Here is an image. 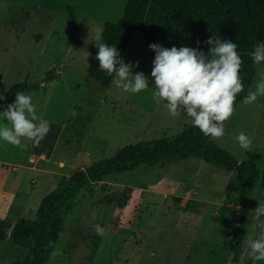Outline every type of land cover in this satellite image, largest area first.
<instances>
[{
    "label": "rangeland",
    "instance_id": "1",
    "mask_svg": "<svg viewBox=\"0 0 264 264\" xmlns=\"http://www.w3.org/2000/svg\"><path fill=\"white\" fill-rule=\"evenodd\" d=\"M125 3L0 0V92L5 100L15 83H38L25 93L32 95L37 114L50 122L38 145L23 139L27 147L22 149L0 141V219L14 223L33 218L40 199L63 177L113 156L126 144L171 138L191 123L183 113L170 115L153 98L154 50L138 30L123 58L125 63L139 61L133 70L149 76L147 90L128 93L116 87L113 78L103 86L87 76L89 56L96 47L91 40L95 28L107 21L119 22ZM156 43L199 47L205 53L210 48L165 37ZM262 67L256 64L247 92L255 89ZM224 123L225 135L212 138L213 142L236 159L254 160L262 169L264 96L252 104L239 101ZM0 125L9 126L6 120ZM241 131L252 138L250 150L241 149L235 140ZM238 195L233 171L196 157L141 164L87 185L65 205L63 231L48 264H228ZM257 199L264 201L260 184L249 198L251 215ZM262 232L258 222L249 218L246 239ZM25 253L9 240L0 242V264H20ZM248 259L243 248L238 264H247Z\"/></svg>",
    "mask_w": 264,
    "mask_h": 264
},
{
    "label": "trees",
    "instance_id": "2",
    "mask_svg": "<svg viewBox=\"0 0 264 264\" xmlns=\"http://www.w3.org/2000/svg\"><path fill=\"white\" fill-rule=\"evenodd\" d=\"M140 31L147 45L160 37L204 43L209 37L232 39L242 58L240 75L244 89L237 94L236 104L246 95L255 73L256 63L248 53L253 45L264 40V0H126L119 22L107 21L102 26L103 37L116 44L121 56L134 31ZM95 47L89 56L87 76L103 86L112 80L99 69ZM38 83L19 82L8 93L36 89ZM196 157L207 163L233 171L239 186L238 220L228 243L231 258L228 264H238L243 252L247 225L251 216L249 198L254 188L264 186V167L259 169L252 159H236L228 150L215 144L191 123L181 127L171 138L141 139L126 144L113 156L92 162L63 177L54 189L39 201L33 218H21L11 223L0 219V242L9 240L26 250L20 264H48L63 231L62 212L67 203L89 184L136 169L141 164L155 166ZM241 161L239 164L237 161ZM125 202H121L124 206ZM12 230L9 233L11 225ZM253 260H247L251 264Z\"/></svg>",
    "mask_w": 264,
    "mask_h": 264
},
{
    "label": "clouds",
    "instance_id": "3",
    "mask_svg": "<svg viewBox=\"0 0 264 264\" xmlns=\"http://www.w3.org/2000/svg\"><path fill=\"white\" fill-rule=\"evenodd\" d=\"M94 31L91 40L98 49L95 54L98 68L112 76V83L124 92L135 94L147 90L149 76L133 70L139 61L125 63L116 44L105 41L102 28L96 27ZM204 43L210 45L208 53L202 48L185 45L165 47L156 42L148 45L155 53L150 73L152 96L157 103L164 104L170 115L183 113L205 136L219 138L225 135L224 122L234 113L237 94L244 89L240 75L243 61L232 39L209 37ZM248 55L254 63L264 65V40L255 43ZM259 96H264V67L259 72L255 89L249 90L242 100L252 104ZM2 100L4 93L0 92ZM5 120L9 126L0 125V141L22 149L27 147L23 139L38 145L50 130V122L37 114L32 95L22 91L17 92L6 107L0 108V121ZM235 140L241 149H251L252 138L245 132H239ZM257 201L258 206L250 218L264 229V201ZM12 226L14 224L9 227V233ZM244 254L253 261L264 260V232L246 239Z\"/></svg>",
    "mask_w": 264,
    "mask_h": 264
},
{
    "label": "water",
    "instance_id": "4",
    "mask_svg": "<svg viewBox=\"0 0 264 264\" xmlns=\"http://www.w3.org/2000/svg\"><path fill=\"white\" fill-rule=\"evenodd\" d=\"M152 58L154 59V53H153V51H152ZM50 77H51V75H48L47 77H45V78L43 79V81L46 80V79H48V78H50ZM15 95H16V92L10 93V94L7 96V98L4 100V102L0 105V108H2V107H6L7 103L9 102V100H10L11 98H13Z\"/></svg>",
    "mask_w": 264,
    "mask_h": 264
}]
</instances>
